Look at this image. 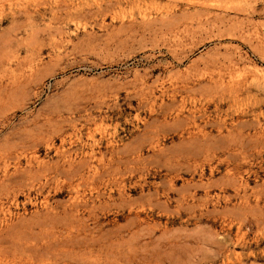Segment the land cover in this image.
<instances>
[{
    "label": "rangeland",
    "instance_id": "rangeland-1",
    "mask_svg": "<svg viewBox=\"0 0 264 264\" xmlns=\"http://www.w3.org/2000/svg\"><path fill=\"white\" fill-rule=\"evenodd\" d=\"M99 1L0 0V264H264V0Z\"/></svg>",
    "mask_w": 264,
    "mask_h": 264
},
{
    "label": "bare ground",
    "instance_id": "bare-ground-1",
    "mask_svg": "<svg viewBox=\"0 0 264 264\" xmlns=\"http://www.w3.org/2000/svg\"><path fill=\"white\" fill-rule=\"evenodd\" d=\"M25 1H27V0H25ZM32 1V0H31ZM37 1V0H36ZM70 1L71 0H53L52 1V3H47L45 0H38V2L36 3V2H34V0H33V5H35L34 3H36V9H35V13L37 14V15H40L41 13H43V12H46L47 10H49L50 11V14H51V20L52 21H58V20H60L63 16H70L71 17V15H73L74 14V16H75V13L77 12L76 10H77V8L75 7V6H72L71 4H70ZM96 1V0H95ZM98 2H100L99 0H97ZM104 1V0H103ZM29 2V1H28ZM102 2V1H101ZM108 2L110 3L111 1H109L108 0ZM113 2V1H112ZM87 3V2H86ZM105 3V2H104ZM107 3V2H106ZM24 5H25V3H23ZM22 4V5H23ZM83 4V3H82ZM85 4V3H84ZM175 4V3H174ZM173 4V5H174ZM24 5L23 6H21V7H23L24 8ZM28 4L26 3V5L25 6H27ZM86 5V4H85ZM89 5H91V4H89ZM99 5V4H98ZM169 5V4H168ZM178 3H177V7H178ZM207 5V4H206ZM205 4H204V6H206ZM82 6V5H81ZM120 6V5H119ZM150 6V5H149ZM155 6V5H154ZM89 7V6H88ZM170 7V6H169ZM26 8H28V7H26ZM25 8V10L24 11H26L27 13H28V9H26ZM35 8V7H34ZM96 9V8H95ZM166 9V8H165ZM87 10V9H86ZM131 10V9H130ZM145 10V9H144ZM168 10V9H167ZM166 10V11H167ZM22 11V10H21ZM127 11V10H126ZM149 11V10H148ZM34 13V12H33ZM100 13V12H99ZM146 13H148L147 11H146ZM209 13V12H208ZM36 15V16H37ZM80 15V14H79ZM170 16V15H169ZM168 16V17H169ZM118 17V16H117ZM172 17H174V16H172ZM163 18V17H162ZM165 19V18H164ZM171 19V18H170ZM172 19H175V18H172ZM80 20V19H79ZM135 20V19H134ZM166 20V19H165ZM168 20V19H167ZM152 21V20H151ZM156 22H157V20H155ZM160 21H162V19L160 20ZM170 21V22H169ZM167 23L165 22V26H168V24L169 23H172L171 21L172 20H169ZM145 22V21H144ZM155 22V23H156ZM201 22H203L202 20H201ZM164 24V23H163ZM173 25L174 26H176L175 25V23H173ZM49 26V25H48ZM169 26L170 27H172V25L171 24H169ZM168 26V27H169ZM169 27V28H170ZM174 28H177V27H174ZM108 42V41H107ZM237 96V95H236ZM237 99V98H236ZM147 101H148V99H146ZM164 102L163 103H161V104H157V102H155V101H153V103L151 104V107H150V109H151V111H155V107L157 106V107H159V108H161L162 110H164L165 109V107H164ZM150 105V104H149ZM185 108V104H183L182 106H181V108L180 109H178V112H177V115H176V117L177 118H180V114H181V112H182V110ZM165 111H166V109H165ZM158 112V111H157ZM163 112V111H162ZM167 120H168V117L167 116H164V118L163 119H156L155 121H152V122H148V123H146L147 124V126H148V131L146 130V132H150V133H152V134H150L149 136L151 137V142H153V143H155L156 144V141L157 140H155V138L156 137H159V133H161L162 132V130H163V125H164V123L165 122H167ZM187 125L190 127V126H193V127H197L198 128V133L199 134H201L202 135V137H203V139L204 140H200L197 136H192L190 139H189V148L188 149H185L182 153H180V154H177V153H179V152H174V154L176 153V155H175V157H174V159L176 158L177 160H180V159H182V158H184V157H190V156H192V155H194L195 153H197V152H201V151H198V150H203V149H205V148H208L209 147V143H208V139H209V133L207 132V131H205L204 130V128H202L198 123H197V120H196V118L194 117V118H192V117H190V118H188V122H187ZM226 125V121H224L223 122V124H219L218 126H219V128L220 129H222L224 126ZM61 130V129H60ZM59 130V131H60ZM102 130V127L101 126H98V127H96L93 131H89V134H88V137H90V138H94V136H95V133L98 131H101ZM104 132H105V130H104ZM101 133V132H100ZM102 134V133H101ZM103 134H105V133H103ZM102 136H104V135H102ZM238 136H239V139H240V141H238V143L237 144H241V145H243L244 144V139L243 138H245V136H244V133H243V129L241 128L240 129V131L238 132ZM256 141L257 142H260L261 140H264V130H262V131H258L257 133H256ZM150 137H148V138H150ZM160 140V139H159ZM150 142V143H151ZM158 143H159V141H157ZM155 144H153V146L155 145ZM152 145V144H151ZM158 145V144H157ZM7 146V145H6ZM16 146V145H15ZM156 147V145L154 146V148ZM159 147V146H158ZM21 150V149H20ZM23 150V149H22ZM163 150H167V149H163ZM163 150H161V152H163ZM206 150V149H205ZM2 151V150H1ZM3 151H4V149H3ZM204 151V150H203ZM211 151V149H208V152H210ZM6 152V151H5ZM165 152V151H164ZM166 153V152H165ZM173 153V151L171 152V154L170 155H173L172 154ZM17 154V153H16ZM90 154H91V152H90ZM167 154V153H166ZM3 156V155H2ZM17 156H18V154H17ZM95 157H96V155H94ZM139 156V155H138ZM174 156V155H173ZM8 158V157H7ZM18 158H20L19 156H18ZM170 158V157H169ZM172 158V157H171ZM5 160H6V158H5ZM98 161H99V163H98V166L97 167H95L94 168V174H92L93 176H91L93 179H95V178H97V176H100L102 173H103V169L104 168H108L109 167V169H111L113 166H114V164H115V162H116V158H115V156L114 155H111L110 157H108V158H105V156L103 155L101 158H99V159H97ZM7 162V161H6ZM179 162V161H178ZM135 163V162H134ZM6 164H8V163H6ZM87 165V164H86ZM8 166V165H7ZM89 166V165H88ZM134 166V165H133ZM9 167V166H8ZM115 167H116V165H115ZM46 168V167H45ZM131 168V167H130ZM52 169V168H51ZM108 169V170H109ZM116 172L117 173H119L120 172V165H118L117 167H116ZM93 170V169H92ZM46 171H48L49 172V170L47 169ZM115 171V170H114ZM107 172V171H106ZM41 173H43V172H40V174ZM50 173V172H49ZM75 173V172H74ZM68 174V173H67ZM46 175V174H45ZM45 175H44V177H45ZM47 177V176H46ZM71 177V176H70ZM74 177V176H73ZM90 178V177H89ZM88 178V179H89ZM34 179H35V177H34ZM33 179V180H34ZM38 179H40V176H39V178ZM30 180V179H29ZM33 180H31V181H33ZM36 180V179H35ZM46 180H48V179H46ZM46 180H45V183H46ZM85 180H86V178H85ZM91 180V179H90ZM30 181V182H31ZM41 181V180H40ZM172 181V180H171ZM29 182V181H28ZM29 182V183H30ZM48 182V181H47ZM28 183V184H29ZM34 183V182H33ZM44 184V183H43ZM42 184V185H43ZM8 186V185H7ZM26 186V185H25ZM29 186V185H28ZM77 186V185H76ZM78 186H80L79 185V183H78ZM82 186V185H81ZM72 187V186H71ZM33 188V187H32ZM7 191V190H6ZM75 193L77 194L78 192H80V190H76L75 189ZM16 192V191H15ZM75 194V195H76ZM74 195V196H75ZM79 195V194H78ZM77 196V195H76ZM185 197V196H184ZM259 199H261V197H262V194L260 193L259 194ZM74 199V202H73V200H72V202H73V204H72V206L74 207V208H78L79 207V203H78V200L80 199V196L78 197V199L76 198V197H73ZM83 199V198H82ZM84 200V199H83ZM84 202H85V200H84ZM71 205V204H70ZM71 207V206H70ZM252 206H251V204H250V201H249V198L248 197H244V200H243V205H242V208H241V211L239 212V214L241 213V215H238V216H235V217H233V218H231L230 219V221H229V226H230V228H232V226H233V220L236 218V219H238V220H240V219H242V215L243 214H245V216H246V218L244 219V221L246 222L247 221V219H248V216H249V213L251 212V210H252V208H251ZM68 211V210H67ZM79 211V210H78ZM72 212V211H71ZM257 213V211H255V215H256V217H257V224L258 225H260V223H261V217L258 215V214H256ZM71 216V215H70ZM74 217V216H73ZM71 218V217H70ZM72 221V220H71ZM75 226V225H74ZM72 228H74L73 226H72Z\"/></svg>",
    "mask_w": 264,
    "mask_h": 264
}]
</instances>
